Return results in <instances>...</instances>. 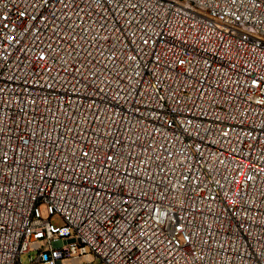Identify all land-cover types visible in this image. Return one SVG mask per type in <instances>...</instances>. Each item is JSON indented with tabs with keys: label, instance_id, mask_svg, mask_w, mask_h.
<instances>
[{
	"label": "built area",
	"instance_id": "2783aa9c",
	"mask_svg": "<svg viewBox=\"0 0 264 264\" xmlns=\"http://www.w3.org/2000/svg\"><path fill=\"white\" fill-rule=\"evenodd\" d=\"M25 254L264 264V0H0V264Z\"/></svg>",
	"mask_w": 264,
	"mask_h": 264
},
{
	"label": "rangeland",
	"instance_id": "374dc122",
	"mask_svg": "<svg viewBox=\"0 0 264 264\" xmlns=\"http://www.w3.org/2000/svg\"><path fill=\"white\" fill-rule=\"evenodd\" d=\"M52 222L54 223V224H57V225H60L61 224V221L58 219V218H54L53 220H52ZM30 257H29V255L28 254H25V255H23L22 256V263L23 264H29L30 263ZM84 264H89V262L86 260V261H84ZM92 264H102V262L100 261V260H96L94 263H92Z\"/></svg>",
	"mask_w": 264,
	"mask_h": 264
}]
</instances>
